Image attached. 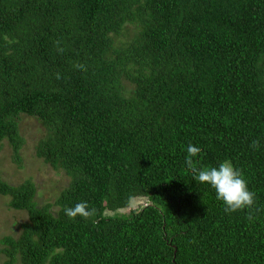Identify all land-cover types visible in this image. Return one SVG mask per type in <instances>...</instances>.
Segmentation results:
<instances>
[{
    "label": "trees",
    "instance_id": "trees-1",
    "mask_svg": "<svg viewBox=\"0 0 264 264\" xmlns=\"http://www.w3.org/2000/svg\"><path fill=\"white\" fill-rule=\"evenodd\" d=\"M22 115L69 181L40 202L32 180L0 177L29 216L0 238L4 264H264V0H0V152L15 161ZM189 144L197 167L230 160L253 206L226 212ZM82 201L88 216L65 214Z\"/></svg>",
    "mask_w": 264,
    "mask_h": 264
},
{
    "label": "rangeland",
    "instance_id": "rangeland-1",
    "mask_svg": "<svg viewBox=\"0 0 264 264\" xmlns=\"http://www.w3.org/2000/svg\"><path fill=\"white\" fill-rule=\"evenodd\" d=\"M128 29L127 35L130 38L133 27ZM20 120L21 133L26 138L21 158L15 161L13 149L6 143L0 152V177L12 184H21L30 179L38 188V200L53 202L66 186L69 177L64 171L55 169L38 157L36 146L44 136L41 123L26 115H22ZM9 201L8 196L0 195V238L8 234L18 236L22 232L21 224L29 220L26 211L10 208ZM143 202L141 199L136 200L133 207ZM4 261V255L0 253V264H4Z\"/></svg>",
    "mask_w": 264,
    "mask_h": 264
},
{
    "label": "clouds",
    "instance_id": "clouds-1",
    "mask_svg": "<svg viewBox=\"0 0 264 264\" xmlns=\"http://www.w3.org/2000/svg\"><path fill=\"white\" fill-rule=\"evenodd\" d=\"M257 142H253L256 146ZM201 149L189 144L186 147V165L194 173V179L200 184L211 187L216 199L222 202L226 212H237L250 208L254 204V193L250 190L248 182L243 173L235 168L230 160H223L217 166L197 167L194 158L198 156ZM86 201L77 203L74 207L65 209V214L70 218L77 215L88 216Z\"/></svg>",
    "mask_w": 264,
    "mask_h": 264
}]
</instances>
